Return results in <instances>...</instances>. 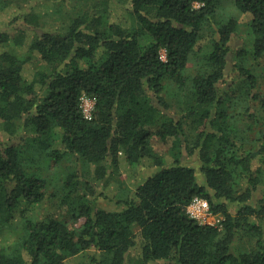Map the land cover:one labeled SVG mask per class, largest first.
<instances>
[{
    "label": "trees",
    "instance_id": "1",
    "mask_svg": "<svg viewBox=\"0 0 264 264\" xmlns=\"http://www.w3.org/2000/svg\"><path fill=\"white\" fill-rule=\"evenodd\" d=\"M114 2L122 18L101 0L53 30L29 13V44L0 29V233L12 237L0 264H65L90 249L93 264H126L137 246L135 264H264V89L243 60H264V0ZM229 6L250 15L251 51L235 48ZM34 52L46 65L29 76ZM123 160L156 171L112 195L121 209L99 208L98 183ZM197 196L221 225L189 216Z\"/></svg>",
    "mask_w": 264,
    "mask_h": 264
},
{
    "label": "rangeland",
    "instance_id": "2",
    "mask_svg": "<svg viewBox=\"0 0 264 264\" xmlns=\"http://www.w3.org/2000/svg\"><path fill=\"white\" fill-rule=\"evenodd\" d=\"M101 0H87L83 2V0H72L70 3L63 2L59 0H0V29H6L9 30L12 34L16 33H22L21 28L23 27V24L25 23L23 18L27 17L29 13H34L37 16L38 22H39V30L43 29H55L58 27H64L67 24L71 22V20L78 14L82 13L80 11L81 8H88L92 9L96 4L100 5ZM79 5L78 8L73 9L72 6ZM199 3H197L198 5ZM125 6H128L125 4ZM230 7V6H229ZM85 8V9H86ZM110 9H111V16L113 18H117L120 16L122 18V15L124 13L122 6L114 2V0H110ZM30 10V11H29ZM230 10L232 12H235L237 16L239 15L237 11L233 10L232 7H230ZM34 11V12H33ZM27 12V13H26ZM241 19V26L239 29V34L236 37V45L235 48L237 50L241 48H245L247 50H250L252 46V39L249 32V28L247 23L250 20V15L247 14H241L239 15ZM25 25V24H24ZM31 25L29 28L23 31L22 34H24V38L29 44V41L33 37V33L30 31ZM29 29V30H28ZM13 45H8L5 47V49L11 48ZM1 50H3L1 48ZM0 50V51H1ZM20 52H24V47L19 49ZM251 51V50H250ZM162 56L165 58V50H161ZM243 60H245L247 66L253 70L254 73H256L259 76V88L264 89V60L262 58L254 59L253 55L249 54L247 55ZM46 63L41 60L39 53L34 52L33 57L31 58L30 62L26 65L27 74L31 76L32 71L36 68H45ZM234 70V69H233ZM235 74H229L228 81L232 82L235 80L233 78ZM243 86V83L238 81V84L236 88H240ZM167 90L164 91V96L167 97L168 92ZM92 102L91 100L87 101L85 108L91 109ZM254 108L258 109L259 116H261V121L264 120V110H261L260 106L256 104ZM250 120V119H248ZM2 120L0 119V139H7L5 133L2 129ZM257 127V128H256ZM263 127V123L255 124V128L259 129ZM257 130H253L250 134L254 135ZM155 147L159 151H166V146L161 142L159 138L154 139ZM194 157L193 164L196 163ZM124 161V160H123ZM156 171V167L149 166V165H138L130 167L128 164L122 162V167H120L119 172L114 174V177L110 181V185L106 189H102L101 183H98L97 191L98 193H101L102 190L106 191L108 196H101L99 195L97 198V206L99 208H104L107 210H119L121 209L122 205L117 204V201L112 198V195H118L122 194L125 190L127 191L135 189L136 185L143 180H145L149 175L153 174ZM108 197H110L108 199ZM58 200V199H54ZM53 202H46L45 204L41 205V211H46L47 208H57L56 203L57 201ZM69 204L63 206V210H61V213L68 218L71 223L73 222L71 218V213L68 211ZM43 213V212H42ZM80 223L84 220V218L79 219ZM12 237L8 233H0V245L7 244L10 242ZM140 254V248L134 247L131 249V251L127 255V261L126 264H135V260ZM98 255L96 249H90L88 251L82 252L81 254H78L76 256H73L69 258L65 264H93L92 262V256ZM152 264H168L166 262H159L154 261Z\"/></svg>",
    "mask_w": 264,
    "mask_h": 264
},
{
    "label": "built area",
    "instance_id": "3",
    "mask_svg": "<svg viewBox=\"0 0 264 264\" xmlns=\"http://www.w3.org/2000/svg\"><path fill=\"white\" fill-rule=\"evenodd\" d=\"M89 100L92 102V107L91 109H86L85 106ZM82 105L85 116L90 117L94 110V100L84 97ZM187 211L190 217L196 219L201 224L221 225L223 221V216L214 213L209 201L203 197H195L188 206Z\"/></svg>",
    "mask_w": 264,
    "mask_h": 264
}]
</instances>
